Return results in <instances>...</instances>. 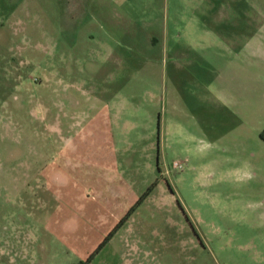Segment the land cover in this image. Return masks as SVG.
<instances>
[{
	"label": "rangeland",
	"instance_id": "374dc122",
	"mask_svg": "<svg viewBox=\"0 0 264 264\" xmlns=\"http://www.w3.org/2000/svg\"><path fill=\"white\" fill-rule=\"evenodd\" d=\"M264 264V0H0V264Z\"/></svg>",
	"mask_w": 264,
	"mask_h": 264
},
{
	"label": "trees",
	"instance_id": "16d2710c",
	"mask_svg": "<svg viewBox=\"0 0 264 264\" xmlns=\"http://www.w3.org/2000/svg\"><path fill=\"white\" fill-rule=\"evenodd\" d=\"M156 187V185H154L149 192L139 201L138 205L130 212V214H128V216L122 220L120 226H118L115 231L110 234V236H108L106 238V240L104 241V243L99 247V249L93 254L91 255L88 260L82 264H90L92 262V260L95 258L96 254L99 253V251L111 240V238L113 237V235L116 233V231L124 224V222H126L128 220V218L130 217V215L132 214L133 211H135L137 209L138 206H140L142 204V202L150 195V193L152 192V190Z\"/></svg>",
	"mask_w": 264,
	"mask_h": 264
}]
</instances>
